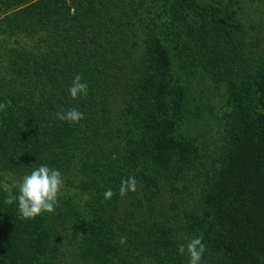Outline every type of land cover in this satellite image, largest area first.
I'll list each match as a JSON object with an SVG mask.
<instances>
[{
	"label": "trees",
	"instance_id": "obj_1",
	"mask_svg": "<svg viewBox=\"0 0 264 264\" xmlns=\"http://www.w3.org/2000/svg\"><path fill=\"white\" fill-rule=\"evenodd\" d=\"M16 4L6 25L27 43L0 62V181L47 164L94 203L60 196L21 219L0 189V264H188L178 245L198 236L201 264H264V0ZM174 58L231 94L218 152ZM76 74L87 97L69 93ZM73 107L78 123L56 116ZM130 176L137 191L121 197Z\"/></svg>",
	"mask_w": 264,
	"mask_h": 264
},
{
	"label": "clouds",
	"instance_id": "obj_2",
	"mask_svg": "<svg viewBox=\"0 0 264 264\" xmlns=\"http://www.w3.org/2000/svg\"><path fill=\"white\" fill-rule=\"evenodd\" d=\"M89 85L81 74H76L69 88L73 99L87 97ZM11 106V101L0 103V111ZM56 116L62 121L78 123L85 118V114L73 107L68 110L61 109ZM64 179L58 169L41 164L30 174L23 176L19 181L8 179L0 181V189L6 193L4 203L12 205L18 202V210L21 219H35L37 216L47 212L52 213L59 206V196L62 194ZM129 191H137V180L134 176L121 179L119 195L126 196ZM116 193L111 189L104 192L105 199H111ZM126 238H121L124 243ZM206 245L203 237L198 236L189 240L187 245H178V253L188 255V264H201Z\"/></svg>",
	"mask_w": 264,
	"mask_h": 264
},
{
	"label": "rangeland",
	"instance_id": "obj_3",
	"mask_svg": "<svg viewBox=\"0 0 264 264\" xmlns=\"http://www.w3.org/2000/svg\"><path fill=\"white\" fill-rule=\"evenodd\" d=\"M18 1L11 0L10 4L5 5L0 0V62L8 55L9 51L11 52L12 49L19 47L17 42H20V45L24 42L27 43V39L20 36L16 29L13 30V25L7 26L8 22L5 21V16L15 11L16 8L14 7ZM173 74L178 80H188L190 93L187 94V99L192 101L193 105H200V116L198 118L200 122L197 124L196 129L198 132L201 130L200 132L207 145L218 152L221 148V131L224 127L222 118L229 108L227 101L231 96L230 92L223 86L214 85L210 79L209 81H202L198 76L188 73L177 58H174ZM126 101L125 93H121L117 96L116 105L121 108ZM195 109L197 110V108ZM60 196H71L72 201L78 204L81 211L85 213L92 211L94 201L91 194L64 185Z\"/></svg>",
	"mask_w": 264,
	"mask_h": 264
}]
</instances>
